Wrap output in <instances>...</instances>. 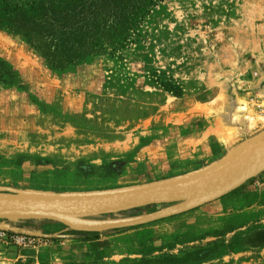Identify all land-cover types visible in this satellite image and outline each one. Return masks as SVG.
Masks as SVG:
<instances>
[{"label": "rangeland", "instance_id": "obj_1", "mask_svg": "<svg viewBox=\"0 0 264 264\" xmlns=\"http://www.w3.org/2000/svg\"><path fill=\"white\" fill-rule=\"evenodd\" d=\"M54 28L60 55L86 59L53 68L33 43ZM263 137L264 0H0V186L164 180ZM255 177L227 194L264 201V171ZM175 216L103 231L26 219L43 223L0 228V264H229L249 233L228 232L243 220L235 212L206 227Z\"/></svg>", "mask_w": 264, "mask_h": 264}, {"label": "water", "instance_id": "obj_2", "mask_svg": "<svg viewBox=\"0 0 264 264\" xmlns=\"http://www.w3.org/2000/svg\"><path fill=\"white\" fill-rule=\"evenodd\" d=\"M263 171L264 137L206 169L164 180L87 191L0 186V219H52L81 231L134 226L179 214L214 200ZM159 203L174 204L135 216L94 218Z\"/></svg>", "mask_w": 264, "mask_h": 264}, {"label": "crops", "instance_id": "obj_3", "mask_svg": "<svg viewBox=\"0 0 264 264\" xmlns=\"http://www.w3.org/2000/svg\"><path fill=\"white\" fill-rule=\"evenodd\" d=\"M255 179L256 177L252 178V180L246 181L238 187H241L243 189H241L242 192L245 193L247 190L251 189L250 186L255 185L253 184L256 183ZM252 181L254 182L252 183ZM258 185H264V182H258ZM243 195H230L226 193L214 200L203 203L195 208H192L179 214H175V217H180V219L182 220H187V223L195 224L197 227H206L211 224L213 219H219L221 217L226 218L229 214L235 212L236 216L243 220L238 226L234 227L233 229H230L228 232L237 231V233H242L248 231L249 233H247V236L244 238L243 243L239 247L233 249V254H229L226 251L224 256L231 255V260H229L231 261V263L229 264H264V224L257 226L253 225V220L255 217L254 211H258L263 214L260 216L259 219L261 220L260 223L264 222V201L261 200L263 198H259L256 202L252 200L250 204H248V201H245V195ZM242 201L245 202L240 204L239 207L236 206L237 210L235 209L233 211V205L237 202ZM35 221L38 220H34L32 222L31 220L26 219H0V228H5L7 230L13 231L19 230L26 225H30L32 227L33 225H35L33 223L37 224L35 226H38L39 224L43 223ZM79 233L73 234L72 236L79 237L80 235H90L88 234L90 232Z\"/></svg>", "mask_w": 264, "mask_h": 264}, {"label": "trees", "instance_id": "obj_4", "mask_svg": "<svg viewBox=\"0 0 264 264\" xmlns=\"http://www.w3.org/2000/svg\"><path fill=\"white\" fill-rule=\"evenodd\" d=\"M65 32L66 30H63V33ZM51 33L52 34H49L48 32L46 33L47 37H49L48 44L38 42V43H33V46H35V48H37L44 55L45 59L49 62V64L53 68H66L73 64H77L82 60H85L86 59L85 57L89 55V54L88 55L79 54V56H74V57H70V55L68 54H65V56H63V54L60 55L58 49L61 48V44L59 42H55L56 38L53 39L54 36H52L57 34L58 32L54 28V31H52ZM51 44L53 45V48L52 50H49Z\"/></svg>", "mask_w": 264, "mask_h": 264}]
</instances>
